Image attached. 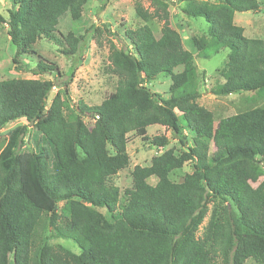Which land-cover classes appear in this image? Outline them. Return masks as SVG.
Returning a JSON list of instances; mask_svg holds the SVG:
<instances>
[{"label":"trees","instance_id":"16d2710c","mask_svg":"<svg viewBox=\"0 0 264 264\" xmlns=\"http://www.w3.org/2000/svg\"><path fill=\"white\" fill-rule=\"evenodd\" d=\"M6 1L11 8L0 13V24L15 48L12 61L24 54L34 61V75L58 73L31 47L45 37L73 56L82 36L57 26L66 16L79 21L87 0ZM149 1L151 11L134 6L143 24L124 30L127 47L109 42L106 71L114 86L99 104L78 99L70 107L60 93L50 96L51 80L0 78V129L26 122L7 132L0 150V264H245L248 258L264 264V178L258 182L255 174L264 163V107L214 126L212 111L198 103L194 63L195 55L207 59L227 48L223 81L211 92L264 98V39L245 37L234 22L236 12L257 11L259 2ZM171 3L207 23L204 34L190 36L191 50L170 24ZM153 20L161 23L157 33ZM159 75L170 79L166 97L144 84ZM151 125L168 129L179 148L135 165L133 187L119 205V187L106 178L128 166L129 134L169 145L164 135L149 139ZM182 129L192 134L191 144ZM26 134L30 147L20 150ZM186 163L192 171L172 181L170 173ZM47 230L73 240L80 252L44 243Z\"/></svg>","mask_w":264,"mask_h":264},{"label":"rangeland","instance_id":"374dc122","mask_svg":"<svg viewBox=\"0 0 264 264\" xmlns=\"http://www.w3.org/2000/svg\"><path fill=\"white\" fill-rule=\"evenodd\" d=\"M204 1V0H203ZM213 1L216 0H206ZM140 3L144 9L152 10L149 0H87L83 6L82 16L79 21H72L68 16L61 19L57 26L58 31L66 34L74 31L81 35L78 49L73 56H67L58 51V46L49 42L45 37L38 39L31 47L36 53L43 56L46 60L53 62L58 67V73L34 75V61L27 55L18 57L17 62H13L15 48L10 42L6 33V26L0 24V78H38L51 80L53 84L50 96L60 93L62 98L68 102L70 107L74 106L78 99L83 100L89 105L99 104L114 86V79L110 78L106 71L107 55L109 42L117 47H127L124 37L125 29H134L143 21L136 17L134 6ZM259 9L257 11L236 12L234 14L235 24L243 27L244 36L249 38L264 39V0H258ZM11 8V3L0 0V13L7 16V10ZM182 4L171 3L169 6V20L173 28L181 35L183 46L191 50L190 36L202 35L206 31L207 23L201 17H188L182 11ZM151 28L157 33L161 23L153 20L149 23ZM57 40H61L55 35ZM64 45H62V48ZM228 53L225 48L209 58H197L194 56V63L200 77L198 103L213 113L214 126L219 119L236 112L245 111L254 107H264V98L257 99L252 92H240L227 96H216L211 92V88L217 83L222 82L223 78L219 75L220 69ZM144 84L160 96H168V86L170 79L167 76L159 75L155 79L147 80ZM85 123L90 126L92 120L85 118ZM24 119L9 122L0 129V150L3 148L7 132L16 125L25 124ZM183 135L187 137V143L191 144V133L183 130ZM147 135L151 139L155 135H164L169 140V145L162 148L152 146L148 141L139 136L129 134L126 145V154L129 157V164L114 175L108 176L106 181L119 187V205L125 201L124 190L133 187L131 171L135 165L145 166L150 163L153 156L161 154L164 149L174 145L177 149L179 144L177 138L172 136L170 131L160 125H151L147 128ZM209 160L215 150L214 145L209 141ZM28 135L24 137V143L20 150L28 149ZM109 151L112 152L109 147ZM192 171L190 163H186L182 168L175 169L170 173V179L174 182L182 181L186 173ZM257 181L264 178V163L256 167ZM147 182L153 185L156 182L155 176L147 178ZM257 182L253 184L256 186ZM103 211V210H102ZM104 212V211H103ZM208 216L205 217L200 230L205 225ZM43 242L49 245L60 244L68 250L79 253L77 244L68 238L51 236L47 232L43 235ZM245 264H257L251 258L246 259Z\"/></svg>","mask_w":264,"mask_h":264}]
</instances>
